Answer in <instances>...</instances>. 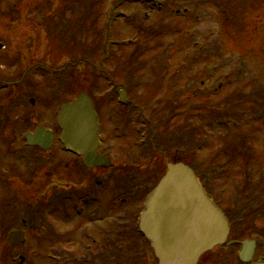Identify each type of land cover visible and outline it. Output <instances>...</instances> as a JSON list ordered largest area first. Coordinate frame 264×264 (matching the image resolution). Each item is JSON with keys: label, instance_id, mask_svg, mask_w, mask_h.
Returning a JSON list of instances; mask_svg holds the SVG:
<instances>
[{"label": "rangeland", "instance_id": "374dc122", "mask_svg": "<svg viewBox=\"0 0 264 264\" xmlns=\"http://www.w3.org/2000/svg\"><path fill=\"white\" fill-rule=\"evenodd\" d=\"M219 1L225 2L227 9L222 7L225 13L221 14V9L215 8L209 0H151L156 7L154 12L144 6L147 0H0V264H20V257L25 258L24 264H51L45 257H57L55 250H60L62 243L54 245L60 240L57 235L53 238L54 247L50 246L47 228L50 231L56 228L58 233L62 231L73 245L81 242L78 221L77 226L74 224L77 219L63 212L69 207L67 201L50 205L46 200L40 202L45 194L57 189L52 184L60 187L59 190L65 187L69 179L63 172L73 162L71 159L68 163L64 161L66 152L56 147L52 155L42 156L38 172L28 170L29 157L34 154L25 143V136L34 133L39 125H45L56 134L61 107L81 92L87 93L95 104L103 135L118 146L121 143L117 141L118 132H114L113 123L123 122L138 128L141 127L139 121L151 119L154 110L166 109L171 129L180 134L182 144L180 159L173 153L167 155L172 156L171 160H188L205 177L202 184L214 200L232 216L229 240L237 246L233 249L235 260L241 243L257 236L260 246L254 263L264 261V223L251 214L253 205L249 202L252 192L264 191V0ZM158 2L162 5H157ZM158 7H163L162 11H157ZM106 26L109 28L106 31L111 33L109 41L131 40L132 35L138 33V27H142L145 36H152L158 28H168L169 32L164 28L160 31L163 36L159 41L160 49L143 56V60H147L162 55L165 64L159 66L160 75L154 74L155 68L149 70V65L137 74L135 69L132 74L136 83L132 86L126 83L129 71L126 67L122 71L118 61L109 58L103 62L99 59L97 63L105 54L103 46L107 41L99 46L101 34H96L95 30ZM68 29H72L69 35L72 43L66 41L69 40L66 37ZM108 44L105 46L107 52L111 47ZM136 47H128L127 51ZM82 57L90 60L95 68L88 69L85 64L79 67L77 60ZM224 67H227L224 73L208 74L212 69ZM99 68L100 76L96 77ZM227 74L234 77L221 79ZM116 83L129 85L127 108L118 106L113 88ZM218 90L221 92L217 97H207ZM239 95L242 104L231 110V105L238 104L230 98ZM31 99L35 100L34 106L30 105ZM173 101L176 106L170 112L165 105H172ZM224 105H229L228 115L241 116L233 121L235 125L218 126L224 119L221 115ZM205 106V113L195 114ZM216 107L218 110H212ZM128 108L133 109V114ZM140 109L144 110V115ZM211 113L216 115L211 116ZM185 119L190 120L193 127L197 126L192 138L203 141L207 147L198 155L192 151L195 142L184 144L191 131L184 124ZM210 122H217L218 127L208 130L201 126ZM233 126L241 128V133H230L228 129L233 130ZM123 129L129 136L135 134L128 125ZM157 131L155 126L153 132ZM163 138L164 135L160 140ZM221 149L226 154L217 158ZM237 149L242 151L238 153ZM229 155H232L231 161H225ZM137 159L134 165L151 176L159 170L157 175L161 177L166 171V164L159 156ZM118 164L125 166L128 162ZM29 171L32 173L27 175ZM75 200L73 196L72 203ZM34 203H39L35 208H40L37 214L29 210L34 208ZM248 204L252 207L246 210L247 215L243 209H247ZM52 205L56 212L53 214L49 213ZM75 206L71 204L70 210ZM28 214H32L33 222L28 220ZM51 219L55 227L47 226ZM11 228L26 229L25 245L9 248L7 235ZM68 239L63 240L66 247ZM146 251V264H158L153 251L150 248ZM217 252L209 253L202 261H222L217 258ZM63 260L58 258V264H65Z\"/></svg>", "mask_w": 264, "mask_h": 264}, {"label": "flooded vegetation", "instance_id": "af4514ba", "mask_svg": "<svg viewBox=\"0 0 264 264\" xmlns=\"http://www.w3.org/2000/svg\"><path fill=\"white\" fill-rule=\"evenodd\" d=\"M132 111L130 108V114H133ZM54 147L56 148L57 145ZM109 147L103 141L100 144L99 153L110 159L112 164L110 168L90 170L85 168L82 158L66 156L64 161L68 163V159H72L71 162H73L72 165L65 167L63 172L69 181L65 187L62 186V190L52 184V187L57 189H52L47 194L46 203L49 205L57 200L62 201L63 198L70 207V201L73 196H76L79 206L83 208V213L78 218L81 242L74 247L68 246L66 251L63 250L64 256L62 257L65 264H119L118 254L122 258L121 264H146L148 261L146 250L149 247L139 230V218L145 209L147 198L162 176L157 175L160 173L159 170L151 176L148 171L142 172L134 164L137 158L158 156L163 158L166 164V158L170 156L167 154L179 155L180 146L176 144L171 146L170 142L156 143L150 140L144 145L132 141L128 143L126 149L119 151ZM52 152L53 150L47 155H52ZM39 154L43 153L39 151ZM119 157H121L120 160ZM171 158L172 156L169 157L168 162L176 161ZM120 162H128V164L123 166L118 164ZM164 173L165 170L163 175ZM65 197L67 199H64ZM69 207H66L65 211L74 218V210H70ZM51 209H53L52 206ZM232 248V246L221 248V253L217 254V258H233ZM201 264L239 263L224 260L203 261Z\"/></svg>", "mask_w": 264, "mask_h": 264}, {"label": "water", "instance_id": "95a60500", "mask_svg": "<svg viewBox=\"0 0 264 264\" xmlns=\"http://www.w3.org/2000/svg\"><path fill=\"white\" fill-rule=\"evenodd\" d=\"M58 123L66 150L84 156V163L90 168L108 166V161L97 153L98 126L86 94L79 95L77 100L62 108ZM26 140L29 146L47 151L54 136L38 127ZM141 231L150 241L159 264H198L204 254L227 243L230 227L224 213L207 196L194 172L184 164H177L168 166V173L149 198L141 217ZM25 241L23 232H12L9 236L13 246ZM255 249V242L244 243L240 260L251 262Z\"/></svg>", "mask_w": 264, "mask_h": 264}, {"label": "trees", "instance_id": "16d2710c", "mask_svg": "<svg viewBox=\"0 0 264 264\" xmlns=\"http://www.w3.org/2000/svg\"><path fill=\"white\" fill-rule=\"evenodd\" d=\"M67 32H69V33H67L66 34V37L67 38H69V40H66L68 43H72V41H70L71 39H72V37H69V35H71L72 34V29L70 30V29H68L67 30ZM71 33V34H70ZM98 60H99V58H98ZM84 64L85 65H90V66H93L92 65V63H91V61L89 60L88 61V59L87 60H84ZM77 65H78V63H77ZM94 67V66H93ZM234 100V104H235V99H233ZM231 106H233V107H237V106H240L239 104L238 105H231ZM228 107H229V105H228ZM238 108V107H237ZM223 110L224 109H227V107L225 106V108H222ZM219 112V111H218ZM229 125V124H228ZM239 129L238 128H236L235 126H233V130L232 129H230V133H234V131H238ZM241 133V132H240ZM243 140H245V139H243ZM245 148V147H244ZM224 149V148H223ZM238 151V153H239V151H242V150H239V149H237L236 150V152ZM223 151H221L218 155H217V158H222V155H224L225 156V154L226 153H222ZM234 156V155H233ZM246 156L244 155V158H245ZM224 159H226L225 161H228V162H230L231 161V159H232V155H229L228 157H225ZM226 165V164H225ZM215 166H218V165H215ZM216 169H218L217 167H216ZM201 173V172H200ZM202 176V175H201ZM202 178H205L204 176H202ZM254 201H257V203H255V204H253V202ZM249 202H252L251 204L253 205V207H252V205L251 204H248V208L247 209H243V211L245 212V213H247V215L249 214V212H246V210H249V208L250 207H252V210H251V214H255V218L258 220V221H260V222H262V223H264V191H262V192H259L258 194H257V192H252L250 195H249ZM254 208V209H253ZM227 213H228V211H227ZM242 214V213H241ZM228 216H229V213H228ZM230 217V216H229ZM237 217V216H236ZM230 220H231V223H232V225H233V219H232V216L230 217ZM253 234H255V235H257V233L256 232H252ZM260 236V238L262 237V235H259Z\"/></svg>", "mask_w": 264, "mask_h": 264}]
</instances>
